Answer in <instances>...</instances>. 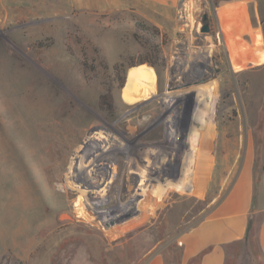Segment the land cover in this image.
<instances>
[{"label":"rangeland","instance_id":"rangeland-1","mask_svg":"<svg viewBox=\"0 0 264 264\" xmlns=\"http://www.w3.org/2000/svg\"><path fill=\"white\" fill-rule=\"evenodd\" d=\"M183 1L0 0V264H178L247 149L260 167L264 41L236 0ZM255 235L225 264H264Z\"/></svg>","mask_w":264,"mask_h":264},{"label":"crops","instance_id":"crops-1","mask_svg":"<svg viewBox=\"0 0 264 264\" xmlns=\"http://www.w3.org/2000/svg\"><path fill=\"white\" fill-rule=\"evenodd\" d=\"M135 1L169 8V14L178 5L185 4L182 0ZM236 2L239 4L245 25L244 33L252 35L256 32L255 34L264 41L262 29L264 0H236ZM220 13L224 17L227 15L226 11ZM153 22L159 23L156 20ZM218 23V31L228 37L225 19L219 20ZM246 44L255 43L249 40ZM255 54L264 61V53L261 49ZM255 162L254 150L247 149L234 179L222 197L214 203L207 215L180 235L181 264H185L189 258L202 252L199 264H225L227 248L233 243L244 240L253 230L260 253L264 256V159L260 165L261 169L259 167L257 172L259 176L257 181ZM147 264H166V257L161 252L154 253L148 258Z\"/></svg>","mask_w":264,"mask_h":264},{"label":"water","instance_id":"water-1","mask_svg":"<svg viewBox=\"0 0 264 264\" xmlns=\"http://www.w3.org/2000/svg\"><path fill=\"white\" fill-rule=\"evenodd\" d=\"M199 30L201 32H204V33L209 32V30H210V24H209V21H208V14L206 12H203L202 15H201V25H200ZM202 81H204V79H200V80L194 81L193 83H198V82H202ZM190 83L191 82H186L184 85H188ZM135 213H136V211H134L133 209H128V210L123 211L121 213H118V214H116L115 216H112V217L107 215L106 216V220L103 221V225H104V227L112 226L115 223H118V222H121V221H124V220L130 218ZM100 219H103V217H101Z\"/></svg>","mask_w":264,"mask_h":264},{"label":"trees","instance_id":"trees-1","mask_svg":"<svg viewBox=\"0 0 264 264\" xmlns=\"http://www.w3.org/2000/svg\"><path fill=\"white\" fill-rule=\"evenodd\" d=\"M262 29H263V32H264V23H263ZM148 30H153L155 35H159L160 34L159 29L156 26H154V25H148V24H146L144 22H140V21H136L135 22V32H134L135 37L139 38L140 37V33H142V35L145 34V35L148 36ZM260 169H261V167H260ZM258 171H259V168L257 169V164L255 162L256 181L259 178V176L257 175ZM248 237H249V234L246 235L244 240L248 239ZM177 248L180 250L179 251V256H178V264H181L182 248H181V246H177ZM202 253L197 254L196 256H193V257L189 258L188 261L185 264H199V259H200V256H201Z\"/></svg>","mask_w":264,"mask_h":264},{"label":"built area","instance_id":"built-area-1","mask_svg":"<svg viewBox=\"0 0 264 264\" xmlns=\"http://www.w3.org/2000/svg\"><path fill=\"white\" fill-rule=\"evenodd\" d=\"M180 243V242H179Z\"/></svg>","mask_w":264,"mask_h":264}]
</instances>
